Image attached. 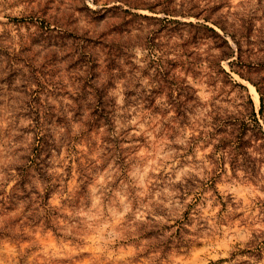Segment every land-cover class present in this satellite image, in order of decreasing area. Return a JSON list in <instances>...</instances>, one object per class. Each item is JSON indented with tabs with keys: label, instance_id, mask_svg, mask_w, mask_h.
Masks as SVG:
<instances>
[{
	"label": "rangeland",
	"instance_id": "rangeland-1",
	"mask_svg": "<svg viewBox=\"0 0 264 264\" xmlns=\"http://www.w3.org/2000/svg\"><path fill=\"white\" fill-rule=\"evenodd\" d=\"M262 101L264 0H0V264H264Z\"/></svg>",
	"mask_w": 264,
	"mask_h": 264
},
{
	"label": "trees",
	"instance_id": "trees-1",
	"mask_svg": "<svg viewBox=\"0 0 264 264\" xmlns=\"http://www.w3.org/2000/svg\"><path fill=\"white\" fill-rule=\"evenodd\" d=\"M222 28L226 32L230 33L232 35V37L235 39L236 43L239 46V51H240V54H239V57L238 58H241V56H242V54H241L242 48H241L240 40H237L236 34L229 32L227 30L226 26L222 25ZM215 35H216V37L220 38L226 44V46L228 48V51L227 52H224L220 56V58H223V57H227V56L232 55L233 54V50H232V48H231V46H230L229 41L227 40V38H225L222 34L216 32V31H215ZM231 64H233V63H231ZM249 102L252 104V109L250 111V115L254 117L256 115V112L254 110L253 101H252V99L250 97H249ZM97 104H99V108L96 109L95 112L97 113L98 111L101 110V114H99V116H102V114H104L106 117L109 115V113H107V112L110 111L108 109V106H109V108H110V106L111 107L114 106V102H112V101L110 102V101H107L105 99H100L99 100V103H97ZM260 112L262 113V115L264 117V102L263 101H262V106H261ZM42 119L43 118L41 116H38L37 123H36L37 124L36 125L37 127H41L42 126V124H41ZM44 119H45V117H44ZM255 122H256V124H257L256 126L259 128L261 134L264 135L263 128H262V126L260 125V123L258 122L257 119H255ZM48 145L49 144H48V142L46 140L45 135H43V134L38 135L37 140L34 142V148H33L34 155L27 157L26 163H24L22 166L19 167V174L21 176V184L24 185V182H25V180L27 178L26 176H28V173L30 172V170H31L30 168H31L32 165H35L36 164L38 166V169H42L41 168L42 166H40V164L41 165L45 164V162L42 160V152L46 150V151H48V154L51 153V150H48ZM238 150L244 151V149H242L241 147L240 148L238 147L236 151H238ZM38 161H40L42 163H39ZM37 166H35V169H36ZM252 168H255V165H252Z\"/></svg>",
	"mask_w": 264,
	"mask_h": 264
}]
</instances>
